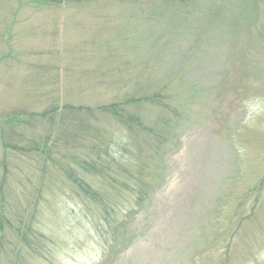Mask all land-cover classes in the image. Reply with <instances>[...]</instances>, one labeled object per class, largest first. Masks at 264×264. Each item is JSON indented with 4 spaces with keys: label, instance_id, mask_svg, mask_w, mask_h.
<instances>
[{
    "label": "rangeland",
    "instance_id": "1",
    "mask_svg": "<svg viewBox=\"0 0 264 264\" xmlns=\"http://www.w3.org/2000/svg\"><path fill=\"white\" fill-rule=\"evenodd\" d=\"M201 1L209 9H193L191 0H0L2 132L12 112L95 107L136 91L166 99L163 110L138 108L147 127L160 132L170 109L180 116L170 152L146 162V181L157 188L126 227L135 239L114 254L92 223L97 210L79 202L70 184L43 179L39 160L9 157L12 188L28 189L8 198L25 221L16 233L28 239L13 233L0 264H216L223 237L214 218L230 215L255 219L234 235L228 263L264 264V0ZM105 125L114 137L125 135L111 120ZM31 126V136L55 138L47 119ZM134 138L143 161L156 154L153 136ZM3 158L0 144V165ZM256 184L260 194L246 198L247 205L258 199L253 214L247 205L228 211ZM129 196L113 193L116 217ZM212 238L218 250L209 253Z\"/></svg>",
    "mask_w": 264,
    "mask_h": 264
},
{
    "label": "trees",
    "instance_id": "2",
    "mask_svg": "<svg viewBox=\"0 0 264 264\" xmlns=\"http://www.w3.org/2000/svg\"><path fill=\"white\" fill-rule=\"evenodd\" d=\"M47 1L50 4L59 5L68 0ZM82 1L75 0V2L81 3ZM165 1L171 4L178 2L183 4L184 2V0ZM202 2L191 0V5L193 9L198 7L204 10L209 9ZM186 5L189 6V3ZM206 24L211 27L213 22L207 18ZM165 100L162 91L142 96H138L136 91L127 98L122 97L114 102L95 107L65 104L60 108L58 106L50 107L38 114L27 115L25 111H16L7 115L6 118L4 117L1 121L3 132L0 130V144L4 149V158L0 165L2 170L0 178V254L11 241L13 233L23 237V243H27L28 239L26 234L16 233L25 221L21 210L17 209V204L13 202V198L12 201L8 199L14 193L15 201H17L16 198L25 196V191L28 190L26 185H17L20 189L17 191L10 184L12 177L9 171V157L12 156L14 159L33 158L35 162L39 160L43 179L48 176V178H52V181L56 180L53 184H57L63 179L65 184H70V191L79 202L95 208L97 219H94L92 223L94 228L96 227V232L102 235L108 252L114 254L119 252L116 250L117 248L127 249L131 246L135 237L129 233L126 227L129 226V221L150 201L151 193L157 188L155 182L146 181V177L150 175L148 174L149 170L146 169V162L151 157L158 156L159 152L162 155L170 152L168 146L170 145L171 132L180 119L176 110L170 109L169 114L163 116L167 119L158 132L153 127L152 129L146 126L149 124L147 118L141 117L138 108L150 106L163 110L166 105ZM44 119H47L56 133L53 141H49L50 138L45 134L34 135L32 133L34 136H31V133L28 132L29 130L34 131L31 126L33 122L44 121ZM110 120L118 125L125 135L114 137L107 128L108 125H105L109 124ZM139 133L146 137L153 136L154 142H158V146L153 144L156 154L147 153L144 161L141 158V143H137L134 138L135 136L138 138ZM121 138L123 140L118 144V140ZM50 142L51 144H49ZM115 147L119 150H115ZM154 165L159 166L158 164ZM156 170H160V168L158 167ZM154 177H157V173ZM123 190L128 191L130 195L128 201L131 202L128 208L121 211L122 216L116 217V206L110 202V199L113 193H122ZM259 191L260 186L256 184L245 192L243 197L229 202V206L233 208L228 211L236 212L238 208L247 205L248 199L246 200V198L254 195V192L258 196ZM9 206L15 209L13 210ZM257 206L258 199H254V202L244 207L243 210L248 207V211L250 209V213L253 214ZM254 216L250 215L246 219L239 215L214 218L216 229L218 227L221 231L219 236L223 237L221 242L217 241L223 245V254L221 257L218 256L216 264H229L227 252L234 235L247 220L255 219ZM34 217L32 214V219ZM28 225H32L31 221ZM208 242V252H216L218 250L215 246L216 241L212 238Z\"/></svg>",
    "mask_w": 264,
    "mask_h": 264
}]
</instances>
